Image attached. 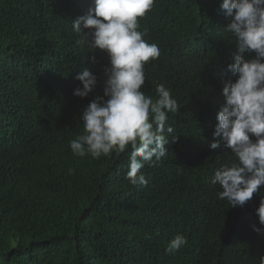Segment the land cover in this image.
I'll list each match as a JSON object with an SVG mask.
<instances>
[{
  "label": "trees",
  "instance_id": "16d2710c",
  "mask_svg": "<svg viewBox=\"0 0 264 264\" xmlns=\"http://www.w3.org/2000/svg\"><path fill=\"white\" fill-rule=\"evenodd\" d=\"M92 3L0 0V264H261L264 235L253 226L264 227L256 214L264 193L232 208L212 183L235 161L223 143L209 146L222 81L237 79L227 70L237 47L224 30L232 18L223 0H157L140 19L161 53L145 65L141 90L155 100L164 84L178 103L165 133L178 139L141 170L147 187L127 179L130 146L98 159L70 148L110 65L73 30ZM85 69L98 85L80 98L76 77ZM177 234L188 243L169 254Z\"/></svg>",
  "mask_w": 264,
  "mask_h": 264
},
{
  "label": "clouds",
  "instance_id": "9594fccd",
  "mask_svg": "<svg viewBox=\"0 0 264 264\" xmlns=\"http://www.w3.org/2000/svg\"><path fill=\"white\" fill-rule=\"evenodd\" d=\"M157 0H93L86 15L72 21L88 50L107 53L110 65L103 70V96H97L81 115L83 134L70 141L74 155L93 158L124 153L130 146L127 179L132 185L147 187L149 179L141 171L155 166L169 152L173 128L168 113L178 111L177 100L164 84L157 85L158 98L146 96L145 65L160 57L155 43L144 39L140 19L151 12ZM231 22L224 28L235 38L237 51L227 70L237 76L235 82L222 81L224 102L217 113L211 149L223 143L231 149L235 161L218 168L212 179L232 208L243 207L254 194L264 193V0H223L221 5ZM83 29H88L87 32ZM255 53L253 57L252 54ZM95 61V57L92 58ZM82 83L74 95L88 97L98 85V77L85 69L76 77ZM254 136L255 141L251 138ZM264 226V194L256 209ZM264 235V227L253 226ZM188 243L177 234L166 247L171 254ZM264 264V256L261 257Z\"/></svg>",
  "mask_w": 264,
  "mask_h": 264
}]
</instances>
